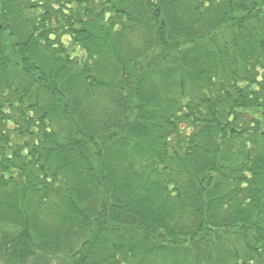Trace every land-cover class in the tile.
Masks as SVG:
<instances>
[{
    "label": "trees",
    "instance_id": "obj_1",
    "mask_svg": "<svg viewBox=\"0 0 264 264\" xmlns=\"http://www.w3.org/2000/svg\"><path fill=\"white\" fill-rule=\"evenodd\" d=\"M0 264H264V0H0Z\"/></svg>",
    "mask_w": 264,
    "mask_h": 264
}]
</instances>
